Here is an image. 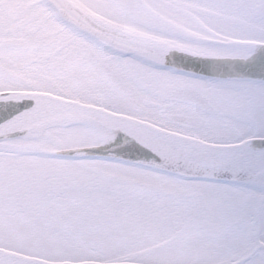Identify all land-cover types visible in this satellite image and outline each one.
<instances>
[{"label":"snow or ice","instance_id":"1","mask_svg":"<svg viewBox=\"0 0 264 264\" xmlns=\"http://www.w3.org/2000/svg\"><path fill=\"white\" fill-rule=\"evenodd\" d=\"M0 264H264V0H0Z\"/></svg>","mask_w":264,"mask_h":264}]
</instances>
